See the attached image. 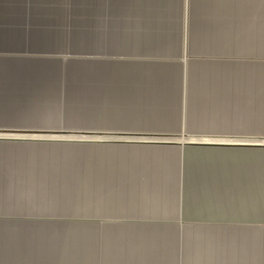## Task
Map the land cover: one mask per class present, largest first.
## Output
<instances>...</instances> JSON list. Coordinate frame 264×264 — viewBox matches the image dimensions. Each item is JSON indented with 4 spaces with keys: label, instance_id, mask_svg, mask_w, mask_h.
<instances>
[{
    "label": "crops",
    "instance_id": "0c3cea01",
    "mask_svg": "<svg viewBox=\"0 0 264 264\" xmlns=\"http://www.w3.org/2000/svg\"><path fill=\"white\" fill-rule=\"evenodd\" d=\"M60 128L215 141L96 140L72 185L12 170V130ZM0 134L1 214L90 216L1 215L0 264H264V0H0Z\"/></svg>",
    "mask_w": 264,
    "mask_h": 264
},
{
    "label": "rangeland",
    "instance_id": "374dc122",
    "mask_svg": "<svg viewBox=\"0 0 264 264\" xmlns=\"http://www.w3.org/2000/svg\"><path fill=\"white\" fill-rule=\"evenodd\" d=\"M10 132V131H7ZM12 133H27V134H37V135H27L24 136H14L12 135V140H21L12 142V150L15 152V157L12 159H18L21 164H13V171H23V172H44L42 178L44 180L43 184H73V170H78V166L84 163L85 160H79V156L85 157L90 151L89 143H95L96 140L100 143L105 142H117V143H130L138 142L141 140L149 141H171L176 144L177 142H209L215 141L211 139H205L209 137L190 135L188 133L181 134H150V133H95L90 130H78V129H52V130H12ZM0 136H11V135H1ZM29 138V139H24ZM189 138H195L198 140H189ZM187 139V140H186ZM24 140H28L26 142ZM32 141V142H31ZM35 141V142H33ZM167 144V143H166ZM170 144V143H168ZM257 152H260L257 150ZM261 153V152H260ZM83 155V156H82ZM259 158V157H258ZM22 177V176H19ZM17 176V178H19ZM14 179L16 177H13ZM256 178L258 186L256 188L255 194L251 195L254 197L252 200L255 203L257 221H264V161L257 162ZM7 179V178H6ZM61 179L62 182H59ZM67 180V181H65ZM64 181V182H63ZM0 183L4 182L0 178ZM75 183V182H74ZM41 184V183H39ZM237 196V194H233ZM242 195V194H241ZM69 197V198H68ZM57 198V199H56ZM73 196L65 197H54L55 201L51 198L43 199L41 203L37 205H32L37 210L27 211L22 208L13 209L15 204H12V211L5 213H0V216H11L12 219H21L29 217H42L45 220H72L74 217L89 218V210L86 203L82 202L80 204L75 203L77 199H73ZM84 201V200H78ZM243 202V199H241ZM251 202V204H254ZM250 205V204H249ZM51 206V207H50ZM95 216V215H93Z\"/></svg>",
    "mask_w": 264,
    "mask_h": 264
},
{
    "label": "bare ground",
    "instance_id": "6f19581e",
    "mask_svg": "<svg viewBox=\"0 0 264 264\" xmlns=\"http://www.w3.org/2000/svg\"><path fill=\"white\" fill-rule=\"evenodd\" d=\"M21 134H27V133H12V135H14V136H18V135H21ZM27 135H37V134H27Z\"/></svg>",
    "mask_w": 264,
    "mask_h": 264
},
{
    "label": "water",
    "instance_id": "95a60500",
    "mask_svg": "<svg viewBox=\"0 0 264 264\" xmlns=\"http://www.w3.org/2000/svg\"><path fill=\"white\" fill-rule=\"evenodd\" d=\"M10 133H12V132H10ZM24 139H29V138H24ZM144 141L146 142L147 140H144ZM155 142H157V141H155ZM160 142H162V143H172L171 141H166V140L160 141Z\"/></svg>",
    "mask_w": 264,
    "mask_h": 264
}]
</instances>
